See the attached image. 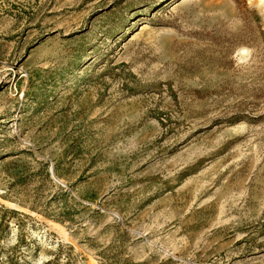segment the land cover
Returning <instances> with one entry per match:
<instances>
[{
    "label": "rangeland",
    "instance_id": "1",
    "mask_svg": "<svg viewBox=\"0 0 264 264\" xmlns=\"http://www.w3.org/2000/svg\"><path fill=\"white\" fill-rule=\"evenodd\" d=\"M0 264H264V0H0Z\"/></svg>",
    "mask_w": 264,
    "mask_h": 264
},
{
    "label": "bare ground",
    "instance_id": "2",
    "mask_svg": "<svg viewBox=\"0 0 264 264\" xmlns=\"http://www.w3.org/2000/svg\"><path fill=\"white\" fill-rule=\"evenodd\" d=\"M261 1H263V0H261Z\"/></svg>",
    "mask_w": 264,
    "mask_h": 264
}]
</instances>
